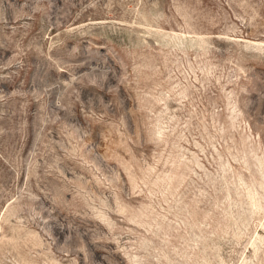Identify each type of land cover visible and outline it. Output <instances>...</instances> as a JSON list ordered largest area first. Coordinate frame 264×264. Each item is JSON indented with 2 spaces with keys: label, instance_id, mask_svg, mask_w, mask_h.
<instances>
[{
  "label": "rangeland",
  "instance_id": "374dc122",
  "mask_svg": "<svg viewBox=\"0 0 264 264\" xmlns=\"http://www.w3.org/2000/svg\"><path fill=\"white\" fill-rule=\"evenodd\" d=\"M0 264H264V0H0Z\"/></svg>",
  "mask_w": 264,
  "mask_h": 264
}]
</instances>
